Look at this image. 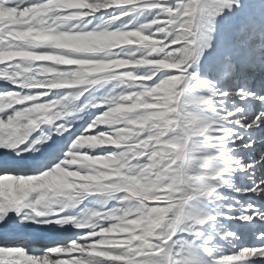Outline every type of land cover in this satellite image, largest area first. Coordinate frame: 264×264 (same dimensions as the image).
<instances>
[{
    "label": "snow or ice",
    "instance_id": "1",
    "mask_svg": "<svg viewBox=\"0 0 264 264\" xmlns=\"http://www.w3.org/2000/svg\"><path fill=\"white\" fill-rule=\"evenodd\" d=\"M0 264H264V0H0Z\"/></svg>",
    "mask_w": 264,
    "mask_h": 264
}]
</instances>
